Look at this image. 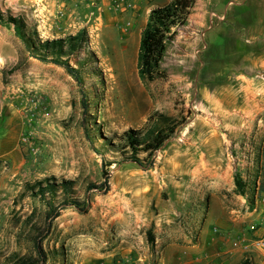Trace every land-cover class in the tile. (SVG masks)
<instances>
[{"label":"rangeland","instance_id":"1","mask_svg":"<svg viewBox=\"0 0 264 264\" xmlns=\"http://www.w3.org/2000/svg\"><path fill=\"white\" fill-rule=\"evenodd\" d=\"M156 2L0 0V12L33 22L43 41L85 29L91 53L79 54L91 66L83 70V111L79 89L64 69L24 55L13 31L0 25L2 102L18 115L16 146L10 151L9 142L1 143L0 264H16L11 219L31 208L26 199L13 213V199L25 182L45 177L74 181L76 199L85 207L64 209L43 244L45 251L63 247L71 264H158L164 253L155 249L153 227L144 232L143 218L157 213L159 201L175 198L171 194L191 196L201 185L218 183L230 207L249 212L235 182L250 183L256 163L262 164L264 40L253 41L227 20L217 23L211 13L216 28L207 42L202 29L179 27L161 63L167 78L143 82L136 65L140 31ZM158 116L177 126L163 147L150 158L141 155V166L119 164L121 153L107 142L128 130L143 132L160 123ZM27 132L30 145L20 143ZM174 182L189 188L157 187ZM91 184L102 187L89 189ZM51 257L47 264H62L59 255Z\"/></svg>","mask_w":264,"mask_h":264},{"label":"trees","instance_id":"2","mask_svg":"<svg viewBox=\"0 0 264 264\" xmlns=\"http://www.w3.org/2000/svg\"><path fill=\"white\" fill-rule=\"evenodd\" d=\"M195 5V0H172L164 6L152 8L147 16L146 23L141 30L139 47L137 52V73L143 82H153L166 79V73L161 69V63L166 50V43L173 41L179 27L186 25L188 16ZM0 25L11 29L14 36L19 40L22 53L27 57L36 59L42 63H51L64 69V71L75 81L81 96V107L87 109L84 90L83 70L90 65L85 63L86 58H79L80 52H89V36L85 29L79 30L75 35L65 38L43 41L39 38L36 26L20 16H5L0 12ZM75 61V67L70 64V59ZM160 123L155 124L144 131L128 130L121 135L111 138L107 145L114 152L121 153L119 164L136 163L141 166V155L150 158L154 152L160 150L169 137L175 132V126L169 118L158 116ZM115 141V142H113ZM262 164L256 163L251 182H242L237 178L236 193L246 200L247 210L255 208L256 188L258 193L264 195V150L262 151ZM107 190L106 182L103 184ZM102 186L91 184L89 189ZM105 190V191H106ZM75 182L61 180L56 182L54 177H45L25 182L20 192L12 202V212L18 205L27 199L31 208L18 217L11 219L13 238L18 251L13 252L16 256V264H47L59 255L62 264L68 262L64 249L53 248L45 251L43 244L49 237L52 222L60 216L67 208L85 211L75 196ZM38 205V206H37ZM37 207H40L38 210ZM147 240L153 242L150 232ZM12 259V258H9ZM238 264H253L252 260L245 257Z\"/></svg>","mask_w":264,"mask_h":264},{"label":"crops","instance_id":"3","mask_svg":"<svg viewBox=\"0 0 264 264\" xmlns=\"http://www.w3.org/2000/svg\"><path fill=\"white\" fill-rule=\"evenodd\" d=\"M132 1L139 2V0ZM171 1L156 2L148 12L156 6L167 5ZM197 1L195 0L186 24H191L197 30L202 29L204 42H207L210 33L216 28L213 19L210 18L211 13L217 16V23L219 19L227 20L234 29L243 31V35H249L253 41L264 40V0H233V3L229 1L221 5L220 0H216L218 1L216 4L215 0H204L201 7H197ZM3 91L4 87L0 83V157L6 154L5 149L1 147L2 142L10 143V151L12 144L16 146L18 122V115L12 111L10 104L2 102ZM12 131L14 136H11ZM201 155L207 157L209 152L204 150ZM157 185L161 190L189 188V184L178 182ZM217 185L218 183H211L209 187L201 185V188L191 196L180 192L171 194L175 198L170 197L156 204L157 213L153 216L145 215L142 220L144 232L148 227H153V233H156L155 249L159 248L164 253L158 264H238L249 256L241 249L233 247L232 242L240 238H254L263 233L264 203L260 204L256 213L233 209L228 204L227 196L221 195L218 190L220 186ZM195 195L197 199L193 198ZM205 196H209L207 203L203 201ZM243 198L241 203H245ZM176 200L179 203L171 206V201ZM175 215L180 218L178 221L174 220ZM249 258L253 264H264L262 252H252Z\"/></svg>","mask_w":264,"mask_h":264},{"label":"built area","instance_id":"4","mask_svg":"<svg viewBox=\"0 0 264 264\" xmlns=\"http://www.w3.org/2000/svg\"><path fill=\"white\" fill-rule=\"evenodd\" d=\"M128 7H130V4H128ZM30 135H31V132H27L23 134L20 138V143L24 145H30ZM32 151L35 152L34 150ZM262 197L264 198V195L261 196L258 193V190L256 188L254 198H255V202L257 203V205H258V202H260V200L263 199ZM249 212H253V213L258 212V206H256ZM232 246L241 249L242 252H244L245 254H250L256 251L264 253V231L260 236H257L254 238L236 239L232 242Z\"/></svg>","mask_w":264,"mask_h":264}]
</instances>
